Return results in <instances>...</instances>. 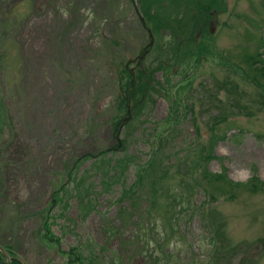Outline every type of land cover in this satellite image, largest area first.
I'll return each instance as SVG.
<instances>
[{"label":"rangeland","instance_id":"obj_1","mask_svg":"<svg viewBox=\"0 0 264 264\" xmlns=\"http://www.w3.org/2000/svg\"><path fill=\"white\" fill-rule=\"evenodd\" d=\"M152 1L0 0V246L24 264H264V0H217L189 56L190 13L153 6L161 85L117 138Z\"/></svg>","mask_w":264,"mask_h":264},{"label":"trees","instance_id":"obj_2","mask_svg":"<svg viewBox=\"0 0 264 264\" xmlns=\"http://www.w3.org/2000/svg\"><path fill=\"white\" fill-rule=\"evenodd\" d=\"M163 1L164 0H153L150 3V11H148V14L146 16L144 14V17H145V20H146L147 24L149 22L154 23V21H153V19L151 17V9L153 8V6L156 9H158V8L163 9L162 11H164V12L167 11V7L164 6L165 4L163 3ZM180 1H182V0H172V2L174 4L178 5V8L179 7L184 8L185 9V12L190 13V17H185L184 21L182 20V18H184V17H180L181 19H179V18L174 19V20H176L175 23L178 26V28L174 27V29H175L176 32H180V31L182 32L183 31V35H184V38L185 39H182L181 40L182 43L180 44L179 48L182 47V51L181 52H183V56H189L187 54V48L185 49V47H187L190 34L189 33H186L185 31L188 30V31H191V33L193 32L192 27H194V29H195V23H196V21L197 20H200L199 15L203 19V21H206L207 19H209V18L205 17V14L208 15L209 10L214 9L216 7V5H217L218 2H217V0H210V1H207V0H183L184 2H186V4L179 6V3L178 2H180ZM203 4H204V7L201 10V5H203ZM156 15L158 16V14H156ZM208 17H209V15H208ZM154 18L156 20H158L159 17L157 18L155 16ZM187 18H189V21L187 20ZM167 23H169L168 25H170V22L169 21H167ZM157 25H158L157 23L156 24L154 23V26L152 27L153 30H154V32H156L154 28L158 27ZM185 25H191V26H189V27L186 28ZM162 26H164V24H162ZM174 52H175V50H174ZM175 54L176 53H173L171 55V57H173L171 59V62H173V63H174V55ZM168 62L169 61L166 60L164 63H168ZM256 63H257L256 65H257L258 72L264 77V60H262V61L261 60H256ZM166 65H163V67L166 68ZM133 79H134V77L132 78L131 81H128V84L122 85L123 91L126 92L125 95H120L119 112L122 113V115H124V114L125 115H128V108H129L131 102L134 100V98L139 103V106H138V108H139L144 103L145 98L149 94V91L154 90V91H157L158 92V90L155 89V87L153 85L154 84H156L157 86L161 85L160 82H159L160 84L157 83V81L154 82L153 81L154 79L146 80L145 78L138 79L137 82H136V84H135V82H133ZM166 84H170V82L168 81ZM176 101H177V99H176ZM1 105L2 104H0V117H1V119H2V117L5 119L6 114L1 109ZM176 112H178V108L176 109ZM119 124H121V118H119V120H116L115 121V124L113 126V135H115L117 132H119V130H120V125ZM121 147H123V143H122V146ZM110 153H113V151L111 149H109V151L101 152L99 155H108ZM122 161H120L118 163L117 168H121V170L122 169L125 170L126 165L122 166ZM154 165L155 164L152 161L151 163L147 164L146 167H150V166L153 167ZM159 169L160 170H163L161 168V165L159 166ZM162 172H163V175L164 176L167 175V172H164V171H162ZM113 175L114 176L119 175V172L117 171V169L114 170ZM221 177H222L221 175H215L214 176L215 179L216 178L217 179H220ZM156 179L157 180H155V181L152 180L153 189H154V185L157 186L159 184V182H160V179L159 178H156ZM144 181H145L144 174H138V178H137V180L135 182V196H138V194H139V191L137 189V186L142 185L144 183ZM253 187H254V189H257V186L256 185H253ZM159 189H160V187H159ZM58 193L59 192H55L56 195ZM56 201H57V198L55 196H53V202H56ZM136 203H137V201L135 200V204ZM48 234H50V231L49 230H48ZM50 241H54V240H50ZM6 250H7V252H8L9 255H11V256L14 255V252L13 251L8 250V249H6ZM0 259H4V256H3V254L1 252H0ZM12 264H22V263L17 258H15L14 261L12 262Z\"/></svg>","mask_w":264,"mask_h":264},{"label":"flooded vegetation","instance_id":"obj_3","mask_svg":"<svg viewBox=\"0 0 264 264\" xmlns=\"http://www.w3.org/2000/svg\"><path fill=\"white\" fill-rule=\"evenodd\" d=\"M212 21H213L212 19H207L206 21L201 23L200 20H198L195 23V25L197 27V31H198L197 32V38H196L195 42H198L200 39H202V38H204L206 36L207 29H208L207 26L208 25H209V29L211 30ZM145 28H147V27H145ZM147 31H148V29H147ZM151 47L152 46H150V44H149V45H147L145 47L140 48L139 54L136 55L135 58L134 57L130 58L131 65H135L134 68L129 70L131 65H129V64L126 65V68L129 70L130 74L134 77L133 82H135V84H136L137 80L140 79V78H145L146 80L154 79V75L151 74V72H149L148 69L143 67V63H144L145 59L147 58L148 54L151 52ZM174 59H175V57H174ZM168 65L169 64L166 65V68L168 67ZM166 68H161V70H165ZM178 72L179 71L177 69H174L173 73H169L168 77L165 80L166 81L165 83H167L168 81L170 82L171 77L176 76ZM153 81L156 82L157 80L154 79ZM138 106H139V103L136 100H135V103L133 104V106H131V105L129 106L128 115H129V112H130L131 118L133 117V112L137 113ZM122 121L125 122L124 119ZM120 131H121V127H120L119 132H117L114 136L118 138L119 134H120ZM121 146H122V141H120V143L118 144V147H121Z\"/></svg>","mask_w":264,"mask_h":264},{"label":"water","instance_id":"obj_4","mask_svg":"<svg viewBox=\"0 0 264 264\" xmlns=\"http://www.w3.org/2000/svg\"><path fill=\"white\" fill-rule=\"evenodd\" d=\"M137 12L140 14L139 9L136 7ZM143 20V18L141 17ZM126 122V121H125ZM0 252L4 255L5 260H0V264H12L13 258L9 256V254L3 249V247L0 246Z\"/></svg>","mask_w":264,"mask_h":264}]
</instances>
